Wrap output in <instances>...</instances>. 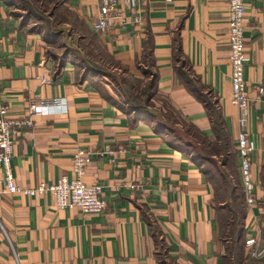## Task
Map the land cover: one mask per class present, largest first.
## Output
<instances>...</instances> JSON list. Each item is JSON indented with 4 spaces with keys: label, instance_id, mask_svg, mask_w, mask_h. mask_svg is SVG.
Segmentation results:
<instances>
[{
    "label": "crops",
    "instance_id": "0c3cea01",
    "mask_svg": "<svg viewBox=\"0 0 264 264\" xmlns=\"http://www.w3.org/2000/svg\"><path fill=\"white\" fill-rule=\"evenodd\" d=\"M101 1L62 0L73 17L65 22L68 40L76 33L79 42L59 59L50 50L56 42L23 21L11 0H0V107L9 105L16 118L33 101H63L19 137L12 158L17 185L75 178L73 156L84 149L92 160L83 180L102 183L107 200L103 215H87L57 208L50 195L5 192L0 166V264H225L224 204L204 159L235 169L242 185V130L255 148L256 182L255 200L245 195L242 264H264V252L250 254L264 251V0H245L251 106L244 125L232 102L227 0H141L135 9L119 0L123 24L119 18L97 31ZM75 53H86L98 69ZM154 75L148 115H139L120 100L123 78L145 88ZM193 91L210 92L222 133Z\"/></svg>",
    "mask_w": 264,
    "mask_h": 264
},
{
    "label": "built area",
    "instance_id": "2783aa9c",
    "mask_svg": "<svg viewBox=\"0 0 264 264\" xmlns=\"http://www.w3.org/2000/svg\"><path fill=\"white\" fill-rule=\"evenodd\" d=\"M119 0H102L100 15L94 22V29L105 31L117 26V19L121 18L123 24L124 12L118 5ZM125 7L135 9L141 0H121ZM229 20V43H230V67L232 102L241 111L240 122L244 125L246 116L251 106V97L247 90L246 65L249 60L247 53L245 23L246 2L245 0H227ZM134 20H140L136 15ZM50 82V81H49ZM62 99L33 101L29 104L26 112L21 117L13 118L10 115V106L0 107V166L4 169L5 192H22L27 196L50 195L55 206L59 209L79 208L87 215H103L107 209V200L104 196V185L102 183H86L83 180L86 168L92 160V154L88 150L78 149L73 156V171L76 177L68 179L61 177L55 182H42L36 187L21 189L15 180L12 167V158L18 139L26 127L34 124V119L40 114L47 113L56 106L63 105ZM238 153L240 156V173L244 193L249 201L255 200V178L253 175L252 154L254 145L250 141L246 130L240 131L238 135ZM131 189L136 184L129 186ZM255 244V239H249L248 246ZM264 251L252 249L250 254L254 258L263 256Z\"/></svg>",
    "mask_w": 264,
    "mask_h": 264
},
{
    "label": "rangeland",
    "instance_id": "374dc122",
    "mask_svg": "<svg viewBox=\"0 0 264 264\" xmlns=\"http://www.w3.org/2000/svg\"><path fill=\"white\" fill-rule=\"evenodd\" d=\"M14 2L16 6H18L19 13L23 16V21L32 25L36 30H42L48 41L56 42L50 49L55 56L60 59L64 54L76 49L74 47H76V44L79 42L78 34L74 33L75 40H68V34L69 32H72V29H69L65 22L70 19L73 20V17L72 14L66 10L62 0H14ZM83 47L84 46H82V48ZM86 49L88 50H85V52L88 54L90 52L91 54L92 50H89L91 49V46ZM83 54L85 56L77 53L76 57L82 65L89 66V58L86 56V53ZM112 80L113 79L111 78V81ZM123 80L126 85L123 84L121 80L122 86H125L124 88L127 91L130 90L131 93H139V96H144L145 88L143 87L142 82L139 83L137 80H128L127 78H123ZM149 82H151V79L147 84H149ZM207 95L208 94L205 93V96L210 99V97H208L209 95ZM135 97L137 98V96ZM129 98H131L130 94L129 92H126V95L121 96L120 100L125 104H127V102L131 104V99L134 102L135 100L137 101L134 97L131 99ZM139 99L143 101L142 97H139ZM201 144L199 149L201 148V151L205 154L210 153L208 143ZM216 161H218V163ZM204 164L209 171L211 180H213V182L215 181L217 201L231 209L229 210L227 208L226 212L222 215L224 225L223 236L227 240L226 254L228 258L226 259L225 264H239L242 261V255L241 244L237 237L241 229L239 225L241 213L245 210V193L242 185H240L236 178L235 169L232 167H230V169H221L220 161L215 160V158L212 157L205 158ZM226 174L228 175V179ZM242 229H244V226H242Z\"/></svg>",
    "mask_w": 264,
    "mask_h": 264
},
{
    "label": "trees",
    "instance_id": "16d2710c",
    "mask_svg": "<svg viewBox=\"0 0 264 264\" xmlns=\"http://www.w3.org/2000/svg\"><path fill=\"white\" fill-rule=\"evenodd\" d=\"M11 3L13 4H15V2H14V0H11ZM53 32V31H52ZM91 66H93V69H98V67L96 66V64L95 63H93V62H90L89 63ZM148 74V73H147ZM139 82V81H138ZM156 82H157V75H154L153 76V78L151 79V82H149V84H147V86L145 87V92H144V96H142V95H140L139 96V93H134V92H132L131 93V91L129 90V91H127L126 89H125V95H126V92H129V94H130V97L131 98H136L135 96H137V101L135 100V102L134 101H132V99L131 98H129V99H131V104H132V106L131 107H133V109L135 110V112L137 113V114H141V115H144V116H146V115H148V107H149V102H150V98H151V96L155 93V90H156ZM140 83V82H139ZM194 92V91H193ZM195 93V95L197 96V98L199 99V100H201L202 102H204L205 104H206V106H207V109H208V112H209V115L211 116V119H212V121H213V123H214V126H215V130H217V131H219L220 133H222L224 130H225V126H224V121H223V117H222V115H221V112H220V110H219V108H218V106H217V104L216 103H213L212 102V99H211V97H210V92L209 93H207L208 95V97H210V99L209 98H207L206 96H205V94H202L200 91H195L194 92ZM124 95V96H125ZM129 97V96H128ZM139 97L141 98H143V101H141L140 99H139ZM186 145H190L189 143H185ZM184 144V145H185ZM179 145V144H178ZM198 160V159H197ZM218 202V201H217ZM219 203V202H218ZM223 206V208H222V210H223V213H225L226 212V210H227V208L228 207H226L225 205H222ZM229 209V208H228ZM229 210H231V209H229ZM245 211V210H244ZM244 211H243V213H241V219H242V221H241V219H240V223H239V225H240V227H241V229H240V231H239V234H238V241L240 242V244H241V251H242V249H243V245H244V243H243V229H242V226H244V220H243V216H244ZM223 213H222V215H223ZM221 226H222V233H223V228H224V225H223V221H222V216H221ZM241 255H242V252H241ZM243 256V255H242ZM239 264H242V261H241V263H239Z\"/></svg>",
    "mask_w": 264,
    "mask_h": 264
}]
</instances>
